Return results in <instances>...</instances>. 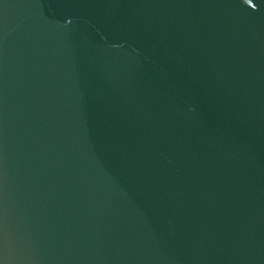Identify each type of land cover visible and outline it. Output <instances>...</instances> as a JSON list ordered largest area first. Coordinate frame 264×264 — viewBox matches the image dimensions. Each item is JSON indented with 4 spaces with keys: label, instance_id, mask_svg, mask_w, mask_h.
I'll return each mask as SVG.
<instances>
[{
    "label": "water",
    "instance_id": "1",
    "mask_svg": "<svg viewBox=\"0 0 264 264\" xmlns=\"http://www.w3.org/2000/svg\"><path fill=\"white\" fill-rule=\"evenodd\" d=\"M0 264H264V0H0Z\"/></svg>",
    "mask_w": 264,
    "mask_h": 264
}]
</instances>
